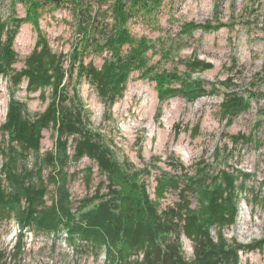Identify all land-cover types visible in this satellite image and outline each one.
I'll list each match as a JSON object with an SVG mask.
<instances>
[{"label": "rangeland", "instance_id": "obj_1", "mask_svg": "<svg viewBox=\"0 0 264 264\" xmlns=\"http://www.w3.org/2000/svg\"><path fill=\"white\" fill-rule=\"evenodd\" d=\"M36 1L47 6L40 10L39 28L28 20L16 35L13 48L18 54L15 64L18 70L24 67L26 58L35 48L39 31L47 37L55 52L63 53L66 57L71 55L78 42L79 46L82 45L80 19L73 14L74 4L71 0H55L54 5H49V0ZM99 1L95 0L94 7L103 10L115 0H109L108 4L102 6ZM30 4L28 0H0V18L2 21L26 18ZM127 4L129 7L128 0ZM191 21L224 26L218 30L197 29L189 35L182 31V26ZM129 28L135 38L144 37L156 44L158 50L150 49L147 56L149 64L154 65L158 73L176 70L178 75L188 78V61L197 57L210 62L212 69L193 72L188 80L200 81L208 92L213 88L215 92L194 102L182 96L161 101L155 76L153 80L145 79L140 71H134L129 77L124 96L114 104H108L88 81L74 78L69 80V90L72 91L74 86L79 90L89 117L86 120L88 127L104 138L107 147L114 152L115 159L120 163L127 161L142 171L141 178L147 182L153 199L156 198L157 180L164 175L190 181L199 179V172L206 167L211 178L224 169L238 175V216L236 223L222 229V233L230 244H248L263 239L264 79L261 73L264 66V0H163L155 14L150 18H133ZM7 37L8 34H5L0 40L5 42ZM128 51L129 46L124 47L123 54ZM110 57L107 50L86 55L85 60L102 67ZM234 59L238 63L232 70ZM230 77L232 82L229 83ZM223 83H228L229 87ZM11 85V75L0 77V181L8 190L11 187L5 179L3 163L13 155H21L15 154L20 153L19 145L12 144L9 136L1 131L10 100L14 98L25 103L31 116L43 112L51 100L49 91L46 101L40 98L39 93H28L26 81L15 91ZM234 91L245 96L251 107L236 117H223L222 103L226 95ZM248 91L255 94L250 96ZM259 121L262 124L257 127ZM43 135L38 153L29 151L18 158L20 173H24L23 167L37 171L45 155L51 150L55 151L56 137L53 132L44 130ZM240 135L251 136L252 139L248 142L241 138L236 141L235 137ZM73 148L74 139L71 138V155L74 153ZM179 163L186 167V171L181 170ZM88 166L94 169L91 185L86 180ZM41 167L44 178L55 172L47 165ZM65 170L68 173L73 211L82 199L92 196L103 181L102 191L108 192L105 174L90 158L71 161ZM186 175L190 179H183ZM211 178H208L209 182ZM36 180L35 177L33 181ZM48 190L50 205V196L56 191L55 185L50 184ZM188 194L192 207L198 209V194L194 191ZM180 200V191L172 190L161 200L160 208L165 210L175 207ZM212 235L217 239V227L213 228ZM20 242L22 249L19 250ZM182 246L186 259H192L193 242L183 236ZM0 264L115 263L106 259L104 251L96 252V248L86 242L77 241L73 246L68 241L66 231L50 235L24 230L15 219H1ZM239 264H264V249L240 252Z\"/></svg>", "mask_w": 264, "mask_h": 264}, {"label": "trees", "instance_id": "obj_2", "mask_svg": "<svg viewBox=\"0 0 264 264\" xmlns=\"http://www.w3.org/2000/svg\"><path fill=\"white\" fill-rule=\"evenodd\" d=\"M28 1L31 4L26 18L7 21L0 18V37L8 34L5 42L0 40V77L11 75L13 91L26 81L28 93H39L46 101L49 91L51 100L43 112L34 116L30 115L25 103L14 98L10 100L1 131L9 136L12 144L19 145L20 153L15 154L21 155H13L3 163V173L11 190L5 189L0 181V220L15 219L24 230L50 235L66 231L70 244L75 246L77 241L86 242L94 246L96 252L104 251L106 259L115 264H239L240 252L264 249V238L248 244H230L222 233V229L236 223L238 216V175L224 169L211 178L206 172L207 167L199 172V179L190 181L164 175L157 180L156 198L153 199L147 182L141 178L142 171L127 161L120 163L115 159L104 138L88 127L86 120L89 117L79 90L76 86L69 90V80L85 79L103 100L114 104L124 96L131 73L140 71L142 78L153 80L155 76L161 101L182 96L194 102L214 94L215 88L208 92L200 81L188 80L193 72L212 69L210 62L197 57L188 61V78L178 75L176 70L158 73L154 65L149 64L147 56L150 49L158 50L156 44L131 34L130 20L138 16L150 18L159 10L163 0H128L129 7L127 0H115L103 10L94 7L95 0H71L73 14L80 19L82 45L79 46L78 42L71 55L66 57L55 52L47 37L39 31L35 48L26 58L24 67L18 70L15 67L18 54L13 48L16 35L28 20L39 28L40 10L47 6L36 0ZM49 1V5L56 3L55 0ZM99 2L102 6L109 0ZM84 16L86 18L82 19ZM223 26L191 21L183 24L182 31L192 35L197 29L218 30ZM126 46L129 51L123 54ZM107 50L111 57L102 67L92 61L86 62V55ZM237 63L238 60L234 59L232 70ZM261 74L264 79V66ZM228 80L232 82V77ZM223 84L228 86V83ZM248 92L250 96L255 94ZM250 107L245 96L230 92L222 103L223 117H236ZM261 124L259 121L256 126ZM44 130L53 132L56 144L55 151L45 155L41 166L47 165L55 172L44 178L40 166L37 171L23 167L24 173H20L18 158L26 152L41 150ZM71 138L74 139L72 155L69 153ZM240 138L247 142L252 139L243 135L235 137L236 141ZM12 150L16 151L15 148ZM84 157L95 161L105 174L108 192L102 191L103 181L95 193L82 199L73 211L65 168L71 161L79 162ZM178 166L186 171L182 163ZM93 175V167L88 166L86 180L89 185ZM35 177L37 180L33 181ZM186 178L190 179L188 175L183 179ZM208 178H211L210 182ZM50 184L55 185L56 191L51 194L48 205ZM172 190L180 191L181 200L175 207L162 210L160 202ZM192 191L198 194V209L193 208L189 200L188 193ZM214 227L219 229L217 239L212 235ZM183 236L194 244L192 259L184 256ZM18 246L19 250L22 249L21 242Z\"/></svg>", "mask_w": 264, "mask_h": 264}]
</instances>
